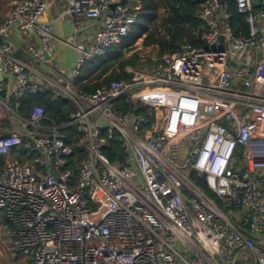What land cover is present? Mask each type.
I'll list each match as a JSON object with an SVG mask.
<instances>
[{
    "label": "built area",
    "instance_id": "1",
    "mask_svg": "<svg viewBox=\"0 0 264 264\" xmlns=\"http://www.w3.org/2000/svg\"><path fill=\"white\" fill-rule=\"evenodd\" d=\"M65 1L81 34L70 76L50 65L44 2L14 0L0 17V216L14 251L27 264H264V0H235L245 36L205 0L203 47L149 58L140 40L129 78L94 92L76 87L79 71L128 34L139 1ZM40 93L72 107L66 122L37 104L19 112Z\"/></svg>",
    "mask_w": 264,
    "mask_h": 264
},
{
    "label": "trees",
    "instance_id": "2",
    "mask_svg": "<svg viewBox=\"0 0 264 264\" xmlns=\"http://www.w3.org/2000/svg\"><path fill=\"white\" fill-rule=\"evenodd\" d=\"M139 13L135 23L130 27L128 34L121 42L104 55L87 61L79 71L75 80L76 87L84 92H94L112 80L128 79L125 73L126 66H135L139 63L138 54L132 51L138 41L143 47L156 46L157 56L178 52L182 45L192 47L204 46L201 40L206 26L200 17V6L205 0H138ZM226 6L229 25L234 35H247L248 26L244 15L238 13L235 0H223ZM257 8L254 7V10ZM41 105L46 116L55 123L63 124L67 120L72 107L61 98L51 99L50 93L26 95L20 99L19 112L26 114L33 105ZM67 143L77 139V135L70 129L65 130ZM75 160L84 156L81 148L72 145ZM117 144L111 142L110 149H105V155L112 159ZM121 157V152H118ZM28 155L25 159H31ZM3 158L0 157V165ZM193 176V175H192Z\"/></svg>",
    "mask_w": 264,
    "mask_h": 264
},
{
    "label": "rangeland",
    "instance_id": "3",
    "mask_svg": "<svg viewBox=\"0 0 264 264\" xmlns=\"http://www.w3.org/2000/svg\"><path fill=\"white\" fill-rule=\"evenodd\" d=\"M1 3L3 5V9L5 7L7 10L9 7L6 4L7 0H0V4ZM72 28L73 26L69 21L64 22V25L59 29L57 28L56 23L53 24V36L55 39L53 40L51 64L55 66L57 70H64L67 76L71 75L72 68L77 57V52L72 47L74 45L72 39ZM65 32L68 33L66 38L64 35ZM144 51V54L149 56L154 52V50L150 48H146ZM143 65L146 67H151L152 61L147 58ZM1 125L7 131H12L7 118H3ZM4 129L2 131H4ZM12 153L13 158H18L21 160H25L26 156L28 155L27 152H24L21 149H13ZM3 221V217L0 216V264H27V261L14 251L12 239L3 228Z\"/></svg>",
    "mask_w": 264,
    "mask_h": 264
},
{
    "label": "crops",
    "instance_id": "4",
    "mask_svg": "<svg viewBox=\"0 0 264 264\" xmlns=\"http://www.w3.org/2000/svg\"><path fill=\"white\" fill-rule=\"evenodd\" d=\"M13 1L14 0H7V3L6 4L9 6L7 10L5 9V7L3 9L2 3L0 4V17L4 16L8 12V10L10 8V5H11V3ZM41 1L46 4V8H45V11H44V18L45 19L51 20L52 21V24H55L56 23L58 29L61 28L64 25V22H66V21H69L71 23V25H72V19H71V17L65 13V4H66V1L65 0H41ZM97 27H98V25L95 23V24H93L91 26V28L85 29L83 31V33L90 35V34L93 33V31ZM64 35H65V38H66L67 35H68V33L65 32ZM80 38H81V34H78V33L76 34V33H74L72 31V39H73V42H79V41H81ZM64 43H66V42H64ZM146 48H150V49H153L154 50L153 54H151L150 56L144 54L146 57H149L150 58L153 55H156L157 56V47L155 45L154 46L153 45L152 46H148ZM50 65L56 71L60 72L61 74H66L64 72V70H57L56 67L53 66L51 63H50ZM10 158H13V153H11Z\"/></svg>",
    "mask_w": 264,
    "mask_h": 264
},
{
    "label": "water",
    "instance_id": "5",
    "mask_svg": "<svg viewBox=\"0 0 264 264\" xmlns=\"http://www.w3.org/2000/svg\"><path fill=\"white\" fill-rule=\"evenodd\" d=\"M252 1H253V4H254L255 7H258V6H259V0H252ZM218 2H219V4H223V0H218ZM109 8L112 9V8H113V4H110V5H109ZM223 14H224V13H223L222 10H220L219 13H218L219 17H222ZM13 38H14V40H15L16 42H18V43L21 42L20 39H18L17 36H14ZM0 94L2 95L1 92H0Z\"/></svg>",
    "mask_w": 264,
    "mask_h": 264
}]
</instances>
